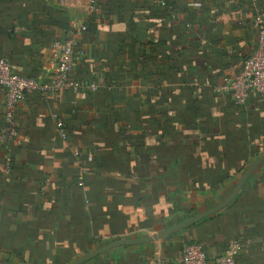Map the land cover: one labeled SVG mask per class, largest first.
Instances as JSON below:
<instances>
[{
	"label": "crops",
	"instance_id": "crops-1",
	"mask_svg": "<svg viewBox=\"0 0 264 264\" xmlns=\"http://www.w3.org/2000/svg\"><path fill=\"white\" fill-rule=\"evenodd\" d=\"M87 4L0 0V56L42 82L51 44L77 21L88 27L72 74L84 87L29 94L17 112L21 143L0 144L2 263L71 264L110 242L166 230L222 202L264 154L260 95L234 106L214 90L255 50L249 0H99L103 16L86 14ZM179 49L182 65L170 71L164 58ZM3 102L0 87V130ZM54 114L68 125L67 140ZM174 235L85 264H183L191 241L213 263L238 240V264H264V163L228 208Z\"/></svg>",
	"mask_w": 264,
	"mask_h": 264
},
{
	"label": "built area",
	"instance_id": "built-area-1",
	"mask_svg": "<svg viewBox=\"0 0 264 264\" xmlns=\"http://www.w3.org/2000/svg\"><path fill=\"white\" fill-rule=\"evenodd\" d=\"M89 1L90 12L101 16L102 10L98 5V0ZM249 2L256 10L254 18V24L258 31L256 48L246 60L237 77L230 79L228 76H224L222 85L220 87L217 85L214 89L218 94H230L232 101L239 106L246 103L250 92H256L264 101V10L260 0H249ZM86 30L85 26L80 25L72 31L67 40L56 41L52 44V70L50 69L48 82H42L15 72L11 65L0 57V87L4 89V126L0 130V144L19 145L21 143L17 112L29 94L35 92L56 94L67 91L77 93L84 87L71 75L75 70L76 56L81 50L80 40ZM87 87L91 90L96 89L95 84H90ZM53 120L59 137L62 140H67V128L63 119L54 114ZM75 155L84 165L85 162L80 159L81 153L75 151ZM90 161L91 157L88 158V162ZM86 175L87 169L82 166L77 175L80 187L84 186ZM243 247L242 241H235L223 254L218 255L213 263H210L203 247L191 244L185 246L182 260L183 264H237L236 258Z\"/></svg>",
	"mask_w": 264,
	"mask_h": 264
},
{
	"label": "water",
	"instance_id": "water-1",
	"mask_svg": "<svg viewBox=\"0 0 264 264\" xmlns=\"http://www.w3.org/2000/svg\"><path fill=\"white\" fill-rule=\"evenodd\" d=\"M264 163V154L259 156L257 159H255L243 172L242 176L239 178L237 183L234 186V189L232 190L231 194L227 196L222 202L214 206L213 208L207 209L206 211L195 215L191 218H188L184 220L183 222L176 224L166 230L160 231L156 234L142 237V238H135V239H120L113 242H110L109 244H106L80 258L75 260L71 264H85L99 256H102L114 249L120 248V247H127V246H139V245H145L150 243H156L160 241H167L171 236H173L176 233H179L180 231L187 229L198 222L210 218L220 212H222L224 209L228 208L232 202L237 198L239 192L242 190L243 186L246 184V182L251 178V176L255 173V171ZM0 264H7L2 263Z\"/></svg>",
	"mask_w": 264,
	"mask_h": 264
},
{
	"label": "trees",
	"instance_id": "trees-1",
	"mask_svg": "<svg viewBox=\"0 0 264 264\" xmlns=\"http://www.w3.org/2000/svg\"><path fill=\"white\" fill-rule=\"evenodd\" d=\"M156 10L158 11V9L156 8ZM155 10V11H156ZM71 34H72V31H70L69 33H67V36L65 37V38H63V39H59V40H56V41H65V40H67L70 36H71ZM83 35H84V33H83ZM257 36H258V31H257ZM56 41H54V42H56ZM53 42V43H54ZM81 42H82V39L80 40V46H81ZM52 43V44H53ZM52 44H51V46H52ZM256 44H257V42H256ZM256 44H255V48H256ZM181 49H179V50H177L176 51V53H174L173 55H170L169 56V54L164 58V60H165V63L166 64H168V65H170L171 66V70L170 71H172V70H174V69H179L180 68V66L182 65V53H180L181 51H180ZM1 57V56H0ZM162 57H164V56H162ZM1 58H3V59H5L4 57H1ZM6 60V59H5ZM7 61V60H6ZM8 62V61H7ZM9 63V62H8ZM10 64V63H9ZM156 64H157V62H156ZM245 64V63H244ZM160 65V64H159ZM158 64H157V66H159ZM160 67V66H159ZM24 76H27V75H24ZM27 77H29V78H33V79H37V78H35V77H31V76H27ZM214 88H215V86H214ZM229 96H230V99H231V101H232V98H231V95L229 94ZM232 103H233V105L234 106H239V105H236L233 101H232ZM243 106V105H242ZM59 116V115H58ZM64 121V120H63ZM65 122V121H64ZM65 124H66V122H65ZM4 126V115H3V125H2V127ZM66 128H68V125L66 124ZM2 129V128H1ZM67 138H68V133H67ZM1 145H4V144H1ZM13 144H9V145H4V146H7V147H9V146H12ZM79 152V151H78ZM88 158L89 157H87V156H84V155H82L81 154V157H80V159L81 160H83L84 162H85V164L86 163H88ZM10 159V158H9ZM89 163H93V161H90ZM9 165H12V160L10 159V162H9ZM77 186H79L78 185V180H77ZM175 235H173L172 237H174ZM244 243V242H243ZM191 244H197V245H200V246H202L203 247V249L205 250V247L200 243V242H196V241H191V242H189V243H187L185 246H187V245H191ZM185 246H184V248H185ZM244 246H245V243H244ZM184 248H183V250H184ZM244 250H245V248L240 252V254L237 256V258H236V263L238 264V260H239V257L243 254V252H244ZM208 258V257H207Z\"/></svg>",
	"mask_w": 264,
	"mask_h": 264
},
{
	"label": "rangeland",
	"instance_id": "rangeland-1",
	"mask_svg": "<svg viewBox=\"0 0 264 264\" xmlns=\"http://www.w3.org/2000/svg\"><path fill=\"white\" fill-rule=\"evenodd\" d=\"M78 1H80V0H78ZM99 1V0H98ZM77 6H78V4H74V6H73V8H77ZM79 6H81V4L79 5ZM89 6H90V1L88 0V4H87V8H85V10H86V14H90V15H96V14H94V13H91L90 12V8H89ZM253 11H254V18H255V12H256V10L253 8ZM103 16V15H102ZM80 25H83V26H85L86 27V29H88V27H87V25L84 23V22H79L78 23V21L77 22H75L73 25H72V27H71V31H74V29H76V28H78V26H80ZM83 53V51L82 50H80L79 51V53H78V55L76 56V63H77V60H78V58H79V56L81 55ZM76 63H75V68H76ZM48 68H50L51 70H52V63H51V61H49V63H48ZM50 69H49V71H47V74H48V76H49V74H50ZM72 76V75H71ZM238 76V74L237 75H235V76H228L230 79H234L235 77H237ZM73 78V77H72ZM74 79V78H73ZM75 80V79H74ZM222 81L223 80H221L220 82H216L217 83V85L220 87L221 85H222ZM216 85V86H217ZM217 91V90H216ZM240 91V90H239ZM183 257V256H182Z\"/></svg>",
	"mask_w": 264,
	"mask_h": 264
}]
</instances>
